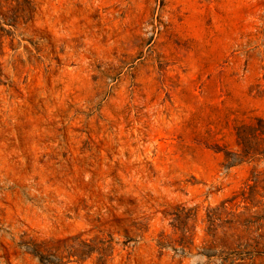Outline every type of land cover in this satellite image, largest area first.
Segmentation results:
<instances>
[{
  "label": "rangeland",
  "instance_id": "obj_1",
  "mask_svg": "<svg viewBox=\"0 0 264 264\" xmlns=\"http://www.w3.org/2000/svg\"><path fill=\"white\" fill-rule=\"evenodd\" d=\"M0 264H264V0H0Z\"/></svg>",
  "mask_w": 264,
  "mask_h": 264
}]
</instances>
